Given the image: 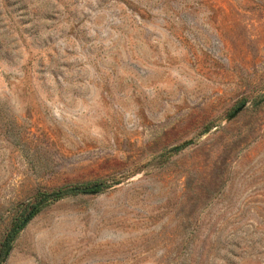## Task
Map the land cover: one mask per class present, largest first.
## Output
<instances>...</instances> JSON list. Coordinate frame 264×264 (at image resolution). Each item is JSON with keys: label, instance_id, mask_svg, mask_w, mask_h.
<instances>
[{"label": "rangeland", "instance_id": "rangeland-1", "mask_svg": "<svg viewBox=\"0 0 264 264\" xmlns=\"http://www.w3.org/2000/svg\"><path fill=\"white\" fill-rule=\"evenodd\" d=\"M2 264H264V0H0Z\"/></svg>", "mask_w": 264, "mask_h": 264}, {"label": "trees", "instance_id": "trees-1", "mask_svg": "<svg viewBox=\"0 0 264 264\" xmlns=\"http://www.w3.org/2000/svg\"><path fill=\"white\" fill-rule=\"evenodd\" d=\"M103 188V181H89L62 186L50 191L38 192L35 201L27 206L19 217L15 218L0 242V264L9 257L13 249L14 241L20 232L26 228L32 219L49 203L59 200L67 195L97 194L101 192Z\"/></svg>", "mask_w": 264, "mask_h": 264}]
</instances>
